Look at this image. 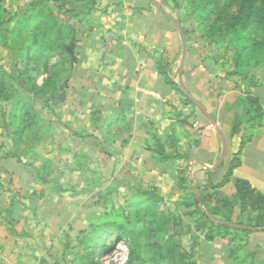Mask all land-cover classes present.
Returning <instances> with one entry per match:
<instances>
[{
    "label": "crops",
    "instance_id": "1",
    "mask_svg": "<svg viewBox=\"0 0 264 264\" xmlns=\"http://www.w3.org/2000/svg\"><path fill=\"white\" fill-rule=\"evenodd\" d=\"M77 30L75 62L62 93L48 102L52 134L44 145L68 154V169L82 185H127L137 179L149 184L150 178L163 180L164 170L174 171L177 179L183 162L184 188L191 184L196 198L199 191L209 192L218 219L224 198L232 203V219L240 215L233 198L237 180L264 196V67L257 72L256 86L237 85L221 78L215 66L210 75L205 62L189 54L183 60L181 28L157 0H96ZM247 95L258 100V121L245 112ZM35 120L39 129L48 126L45 115L36 110ZM11 124L7 136L16 150L23 136L15 134L16 119ZM158 145L179 156L161 159ZM235 159L228 180L213 188ZM24 202L23 209L12 203L6 212L12 226L3 235L0 251L9 250V257L3 256L9 264H42L44 257L37 250L42 248V231L31 229L34 206ZM241 215L245 225L218 221L237 229L232 238L210 241L203 234L193 248L196 264H264V216L248 208ZM257 218L260 226H253ZM27 248L34 250L31 255Z\"/></svg>",
    "mask_w": 264,
    "mask_h": 264
},
{
    "label": "rangeland",
    "instance_id": "2",
    "mask_svg": "<svg viewBox=\"0 0 264 264\" xmlns=\"http://www.w3.org/2000/svg\"><path fill=\"white\" fill-rule=\"evenodd\" d=\"M30 1L34 0H0V67L4 71L1 79L13 101L24 102L33 113L36 110L44 114L50 126L53 111L48 102H54L53 97L62 93L68 74L57 64L58 59L65 60L68 67L66 56L59 54L60 42H55L46 65L41 61L35 66L32 57L18 56L16 49L22 41L19 32L15 28L11 34L6 32L16 18V7L22 8ZM41 1L50 5L60 22L67 23L75 35L77 24L92 12L91 0H66L64 7L73 9L74 14H60L58 1ZM157 1L181 28L183 60L189 54L205 62L204 70L210 75L215 66L221 78L237 85L257 80V72L264 66V0H259L256 8L251 0ZM215 4L217 8H213ZM243 28V35L253 46L245 52L250 59L236 66L235 58L241 57L239 52L246 44L240 39ZM235 69L237 73L228 75ZM31 78L39 85L49 81L44 94L32 88ZM10 112V104L0 96V244L4 245L3 235L12 226L6 212L12 203L23 209L27 205L24 201L29 200L36 215L30 222L31 229L42 231V248L37 249L40 258L44 257L42 264H183V254L191 255L194 261L193 248L202 240L204 229L200 228L204 219L197 213L184 214L194 209L191 205L184 210L183 199L187 196L191 202L195 189L189 183L183 189V162L178 165L177 179L174 171L164 170L163 180L150 178L149 184L137 179L127 185L115 181L103 182L99 187L82 185L77 173L68 169V154L54 152L53 144L44 145L52 134L51 126L43 130L36 124L29 125L15 150L7 136L14 124L3 128V123L10 120ZM42 164L43 169L39 168ZM113 221L125 227L128 237L114 246L115 234L102 236L96 249H86L91 226ZM32 251L26 249L28 255ZM3 256L8 258L9 250L0 251V264H9ZM32 261L29 259V263Z\"/></svg>",
    "mask_w": 264,
    "mask_h": 264
},
{
    "label": "trees",
    "instance_id": "3",
    "mask_svg": "<svg viewBox=\"0 0 264 264\" xmlns=\"http://www.w3.org/2000/svg\"><path fill=\"white\" fill-rule=\"evenodd\" d=\"M59 2V12L60 14H74L73 9L65 8L64 4H66V0H55ZM259 0H251V4L256 8V3ZM96 3V0H91L90 2V8L89 10L92 11L94 8V5ZM213 8H217L216 4ZM17 14L16 18L13 19V25L11 28H7L6 32L11 34L13 32V29L15 28L17 30V33L19 32L20 38L22 39L21 43L18 45V48L16 49L18 56H26V57H32L34 59L35 66L43 62L44 65H46L48 58L52 55V48L56 45L55 42H60L57 45L60 48L59 54L62 55L64 58L66 56L68 61V67L65 64V60L62 61L60 59L57 60V64H60L67 73H69V70L73 66L75 62V48L77 44V35H75L74 31L69 27L67 23L60 22L57 14L53 12L50 5L46 3H42L41 0H34L30 1L28 4H26L24 7H16ZM88 10V11H89ZM90 14L87 13L86 17ZM234 19V18H233ZM67 28L69 29V32H67ZM246 32L245 28H243L240 32V39L241 41H246V44L244 47L241 48V51L239 54L241 57L235 58L236 66H240L242 63H246L248 59H250V56L245 55L246 51H251V48L253 46V43L249 42L248 37H245L243 33ZM23 34V35H22ZM67 38V40H66ZM13 43H15V39H13ZM248 40V41H247ZM67 41V42H66ZM248 42V43H247ZM264 67V66H263ZM35 68V67H34ZM54 68V67H52ZM23 74L24 72H20ZM19 73V74H20ZM237 73L236 69L233 72L228 73V75H234ZM4 74L3 69L0 67V93H1V99L8 104H10V120L7 121V123H3V128H7L11 122L17 121V126L15 127V134L16 136H23L25 129L31 125L36 124L35 120V113H33L26 105L25 103H21L19 100H12L10 98V94L6 91V88L4 87V81L1 79V76ZM167 81L171 84V86L180 92L179 88L175 83H173L169 78H167L166 73L164 74ZM68 77V74H67ZM67 77L65 79V83L61 86L62 89L66 84ZM257 80L253 83H246V85L249 86H256ZM31 85L34 90H36L39 94H44L47 90V87L49 85V81L44 80L39 85L34 78H31ZM246 93L248 92V89H245ZM187 101L188 99L185 98ZM244 108L245 112L248 117L256 119L257 121L261 118L262 112L258 104V100L256 97L247 95L245 101H244ZM158 156L165 160L169 161L179 155H172L167 154L163 151L162 146L158 145L157 149ZM237 165L236 159L232 161L231 166L227 174L223 177L221 182L218 184L212 186L213 188H217L219 186H222L230 176L231 169ZM184 180V178H183ZM184 188V186H183ZM193 200L190 202L186 198L183 199V207L188 208L191 205H194L193 211H186L185 215H193V214H199L201 218L204 219L201 230L204 229L203 234L205 239L207 240H213L215 237L220 238H227L232 235V232L237 231L236 228H232L226 223H219L218 221L223 220L227 223H236L239 225H245L242 221V215L241 213L248 208L251 211H259L264 216V196L254 193V191L249 187V185L245 181L237 180L235 182V194L233 195V198H235L238 201V207L240 209V215L237 217V220L232 219V203L228 198L222 199V208L223 211L221 212V218L214 219L215 212L214 209L211 207V198L212 195L209 192L206 191H199L198 198L195 197V194L193 192ZM202 207L204 208V211L202 210ZM213 218V219H212ZM248 226H252L251 224H248ZM253 226H260V218H257L256 223ZM111 234H115L116 238L113 242V245L115 246L117 243H119L123 238L128 237L129 233L125 230V227L116 221H113L111 223H107L104 225H94L91 226V234L88 235L86 239V249L92 250L93 248L96 249L99 245L96 243L100 240L102 236H109ZM233 236H231L232 238ZM96 240V241H95ZM95 241V242H94ZM184 261L183 264H196L193 259H190L191 255H184Z\"/></svg>",
    "mask_w": 264,
    "mask_h": 264
},
{
    "label": "water",
    "instance_id": "4",
    "mask_svg": "<svg viewBox=\"0 0 264 264\" xmlns=\"http://www.w3.org/2000/svg\"><path fill=\"white\" fill-rule=\"evenodd\" d=\"M185 45H184V52H185ZM182 90V92L184 93V95L186 96V97H188L191 101H193L194 103H196L197 104V102L195 101V99L188 93V92H186L184 89H181ZM231 226H234V227H236L237 225H234V224H230Z\"/></svg>",
    "mask_w": 264,
    "mask_h": 264
}]
</instances>
